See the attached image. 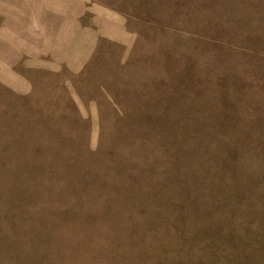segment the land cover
I'll use <instances>...</instances> for the list:
<instances>
[{"label": "rangeland", "instance_id": "374dc122", "mask_svg": "<svg viewBox=\"0 0 264 264\" xmlns=\"http://www.w3.org/2000/svg\"><path fill=\"white\" fill-rule=\"evenodd\" d=\"M0 264H264V0H0Z\"/></svg>", "mask_w": 264, "mask_h": 264}]
</instances>
